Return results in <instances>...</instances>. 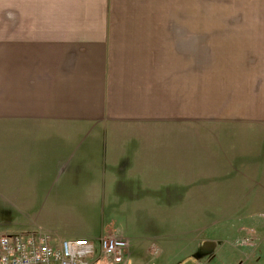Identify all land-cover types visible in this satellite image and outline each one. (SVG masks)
Masks as SVG:
<instances>
[{
	"label": "crops",
	"instance_id": "obj_1",
	"mask_svg": "<svg viewBox=\"0 0 264 264\" xmlns=\"http://www.w3.org/2000/svg\"><path fill=\"white\" fill-rule=\"evenodd\" d=\"M8 1L0 235L87 238L91 264H107L99 238L111 235L128 241L127 264H182L209 220L264 212L260 65L247 68L256 95L236 77L231 93L204 89L202 122L177 73L162 77L161 0ZM179 33L176 56L192 43Z\"/></svg>",
	"mask_w": 264,
	"mask_h": 264
},
{
	"label": "rangeland",
	"instance_id": "obj_2",
	"mask_svg": "<svg viewBox=\"0 0 264 264\" xmlns=\"http://www.w3.org/2000/svg\"><path fill=\"white\" fill-rule=\"evenodd\" d=\"M190 2L191 10L187 3L183 5L182 13H173L174 4L160 1V20L162 26L169 29V36L161 33L159 65L162 77L174 76L175 79L177 73L182 90L193 92L192 98L189 95L186 100H191L192 114L203 122L204 89L209 91L210 97H220L221 93L230 92L223 87H228L236 77L247 86L246 91L252 86L253 95H256L254 81H257L256 76L260 72L250 73L247 68L252 66L251 69H255L256 65H260L264 72V61L257 64L249 57L261 55L264 58V0ZM9 5L8 0H0V42L4 45L0 43L2 55L8 52L6 48L12 31H7L8 20L4 15L9 11ZM184 30L192 43L187 45L185 51H177L176 56L175 49L181 39L179 32L186 33ZM166 40L173 45L170 43V47H167ZM248 57L250 59L247 60ZM209 105L212 107L215 102L209 100ZM252 182L257 188V180ZM220 217L221 220L208 221L209 226L204 229L208 237L192 252H185V258L180 261L190 260L192 264H264V212L224 211Z\"/></svg>",
	"mask_w": 264,
	"mask_h": 264
},
{
	"label": "built area",
	"instance_id": "obj_3",
	"mask_svg": "<svg viewBox=\"0 0 264 264\" xmlns=\"http://www.w3.org/2000/svg\"><path fill=\"white\" fill-rule=\"evenodd\" d=\"M124 238L104 235L99 250L107 264H127ZM94 244L87 238L55 240L47 233L0 235V264H91Z\"/></svg>",
	"mask_w": 264,
	"mask_h": 264
},
{
	"label": "water",
	"instance_id": "obj_4",
	"mask_svg": "<svg viewBox=\"0 0 264 264\" xmlns=\"http://www.w3.org/2000/svg\"><path fill=\"white\" fill-rule=\"evenodd\" d=\"M182 264H192V262L190 260H186L185 262H183Z\"/></svg>",
	"mask_w": 264,
	"mask_h": 264
}]
</instances>
